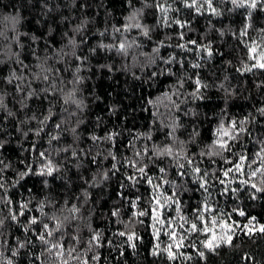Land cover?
<instances>
[{
  "label": "trees",
  "instance_id": "trees-1",
  "mask_svg": "<svg viewBox=\"0 0 264 264\" xmlns=\"http://www.w3.org/2000/svg\"><path fill=\"white\" fill-rule=\"evenodd\" d=\"M145 3L153 4L154 0H132L137 9ZM213 4L221 12L220 16H213L205 10L197 15L177 0L173 7L180 11H172L169 16L187 21L189 27L180 29L175 24L156 27L150 32L151 39L132 29L124 36L129 42L135 38L140 46L134 45L126 55H119L115 50L102 49L98 45L119 43L123 39L112 29L126 23L125 18L133 10L128 0H0V33L3 34L0 35V61H3L0 63V94H5V104L15 113L13 117H6L0 111V141L4 142L0 159L8 165L2 174L5 189H0V219L4 220L0 226V264H8L9 261L12 264H60L54 254L42 253V246L34 237V246L27 245L17 251V240L24 242L26 235L31 236V233L24 232V227L29 216H39L36 209L42 200H50L57 208L67 200L69 206L76 204L80 208L78 219L65 228L70 235L79 237V243L68 242L65 237L66 247L74 246L76 252L73 255L79 257L78 260H70L69 264H82L83 261L87 264H264V233L259 232L249 236L238 231L232 246L222 245L214 252L200 247V241L205 239L203 235H192L185 242L189 246L180 249L185 256H191V260L182 257L168 260L162 251L153 255L154 244L159 243L162 250L170 241L165 235L157 241L149 227V218L133 215L149 208L150 188L143 181L135 187L131 185L126 177L133 175L134 170L127 166L126 158H134L135 152L145 146L151 149L161 142L171 143V139L165 140V135L173 127L177 142L174 150L178 151L180 142H183L187 155L210 173L221 167H230L218 157L212 158L216 160L212 164L207 156L199 155L201 151H208L207 146L211 145L215 129L221 121L227 123L232 119L247 118L248 122L244 125L247 132L241 136L233 152L254 158L255 152L264 147V115L258 111L264 108V73L241 75L236 71L244 58V49L237 35L248 24L247 39H259L264 29V9L258 7L249 18L247 9H234L230 0H213ZM157 17L154 7H143L142 23L151 28L156 25ZM181 31L184 32L183 40L178 36ZM100 32H105V35L100 36ZM32 36L39 39L33 42ZM69 38L76 41V47L69 44ZM190 40L200 45L211 43L213 56L209 59L203 52L197 55L191 44L188 47L192 51L177 47ZM159 41L170 45L160 47L159 57L168 59L174 55L184 62L183 69L178 63L165 65L156 58L152 49L158 46ZM93 48L94 53L90 51ZM32 49H35L34 54ZM13 53H20L19 59L29 67L24 68L17 63ZM57 53L61 55L57 56ZM77 56L87 57V60L81 63ZM153 58L155 63L151 62ZM192 63H200L201 67L193 69ZM38 64L53 69L48 83L55 76L56 84L63 88V92L49 97L55 103L53 110L60 113L61 108L66 107L68 112H75L76 115L68 119L71 126H76L77 120L83 121L77 129L81 139L73 147L84 149L85 154L76 160L65 159L66 153L53 152V161L60 166L58 173L53 176L30 174L20 179L19 173L26 170V164L31 165L33 172L39 170L42 163L38 159L39 151H51L46 138H36L31 132L26 137L22 134L29 128L37 127L35 120L20 123L33 113L40 117L48 107L43 95L28 101V108L22 109L19 103L23 93L17 91L16 84H21L25 91H38L46 86L33 79L32 74L40 72ZM78 66L81 71L75 73ZM162 69H171L174 75H161ZM12 71L24 79L7 84L6 78ZM197 73L209 85L202 89V99L188 96L195 87L188 77L195 79ZM74 74L83 78L82 83L75 86L78 89L75 98L84 105L82 111L72 103H63V96L73 88L70 81ZM181 81L183 87L179 86ZM177 92L180 94L176 95ZM175 104H179V109ZM67 115L63 113L64 117ZM113 132L119 134L115 138V147L109 141L94 143L90 139L92 134L104 137ZM149 135L151 140L146 138ZM34 141H38L35 146ZM71 142V137L65 134L59 144L53 142V147H63ZM109 151L116 156L115 160L108 156ZM224 155L235 162L236 158L230 153ZM92 157H95L94 163ZM114 163L118 170L112 169ZM169 163L170 160L165 159L160 166L168 168ZM77 164L81 166L76 167ZM257 166L252 165L253 168ZM148 171L150 175H159L155 167H150ZM176 171L175 167L168 168L166 179L181 186L176 198L182 202L181 214L191 219L193 210L207 194L197 190L192 176L180 177ZM105 172L108 175L106 180L103 178ZM244 178L247 177H236L237 180ZM261 179L258 175L255 182L259 184ZM238 186L237 183L231 185L233 188ZM223 187L214 183L209 189L212 194L209 204L214 209L231 214L232 220L241 226L253 216L259 224H264V193H258L256 199H251L250 193L254 190L243 188L237 194L229 192L221 195ZM161 191L173 195L175 189L164 184ZM137 197L138 207L134 209L131 201ZM9 199L12 201L10 205L4 202ZM28 201L32 211L18 217V221H12L11 214L19 210L20 203ZM234 208L245 211L246 216L233 213ZM116 209H119V216L112 215ZM45 211H50V208H45ZM166 214L176 218L174 206ZM141 220L144 222L140 223ZM94 231L102 234L99 247H89L88 244ZM121 231L135 232L140 237L134 249L126 242V236L114 235ZM177 231L181 230L177 228ZM193 242L195 247L191 246ZM199 250L205 251V258L197 255Z\"/></svg>",
  "mask_w": 264,
  "mask_h": 264
},
{
  "label": "snow or ice",
  "instance_id": "snow-or-ice-1",
  "mask_svg": "<svg viewBox=\"0 0 264 264\" xmlns=\"http://www.w3.org/2000/svg\"><path fill=\"white\" fill-rule=\"evenodd\" d=\"M177 0H172L169 3V0H154L153 4L145 3L143 7H154L158 13L156 25L149 27L148 25L142 23L143 17V7L134 8L132 5V0H128V5L133 10L125 18L126 23L121 27L113 26V33H119L123 39L119 43L105 45L103 43L99 44L98 47L107 50H115L119 55H126L128 50L134 45L139 47L136 43V39L133 38L131 42L128 41V38L124 36V33L131 31L132 29L138 30L139 34L143 37L151 39L150 32L153 31L156 27H171L173 24L177 25L180 29H185L189 27L187 21H182L178 18H170L169 13L172 11L179 12V8H174L173 5ZM223 2V0H221ZM184 8L194 10V13L197 15L202 14V10L209 12L213 16H220L221 12L214 6L213 0H179ZM230 3L233 5L234 9L245 8L248 10V17H251L252 11L256 10L258 7L264 9V0H230ZM87 23V21H85ZM250 25L245 24L241 31L237 35V39L243 46L244 49V58L241 60V66L236 69L241 75L245 73H264V29L261 30V35L259 39L249 40L248 38V28ZM77 31H80L77 28ZM0 35H3L0 33ZM67 36V33H64ZM100 36H104L105 32H100ZM223 35V32H221ZM179 39H184V32L181 31L178 33ZM33 42H36L39 38L36 36L31 37ZM83 42V41H82ZM69 44L73 47H76V41L69 38ZM188 44L194 46L197 51V55L203 52L207 58L213 56V50L211 43L206 45L197 44L195 40H190L187 43L178 44L177 47L185 50L192 51V48L188 47ZM48 47V45H45ZM23 47V45H21ZM160 47H170L166 45L164 41H159L158 46L152 49V52L156 54V58H159L163 61L165 65H171L174 63L180 64L183 69L184 62L182 60H177L173 55L168 59L159 57ZM32 53H35V49L31 50ZM91 52H95V49H90ZM17 57V63L21 64L24 68L29 66L24 64L23 60H20V53H13ZM57 56H60L61 53H57ZM75 55V53H73ZM48 59V58H46ZM77 60L83 63L87 60V57H76ZM152 63H155V58L151 60ZM3 63V61H0ZM230 63V62H229ZM40 68L39 73H33V79L40 80L45 83L46 86L39 89L38 91L33 89L30 91H25V88L21 84H16V89L18 92L23 93L19 99L21 108H28V101L36 98L39 99L41 95L45 101H47L48 107L45 108L40 117H37L35 113L31 117H26L25 120L20 121V123H27L29 120H35L37 122V127L35 129L29 128L28 131L22 132L26 137L29 132L36 138H46L47 143L51 148V151L48 149L38 152V159L42 162L41 167L37 172H33L31 165H25L26 170L19 173L20 179L33 174L40 176H53L54 173L60 171V166L54 163L52 158V153L55 152L59 154L60 152L68 154L65 159L69 157L72 159L79 160L81 154H85L84 149H77L73 147V144L77 143L81 139L80 133L77 131L79 124L83 121L77 120L76 126H71L68 123V119L74 115L75 112H68L66 107L61 108V112L57 113L53 109L55 108V103L52 99H49L50 96H53L56 92H63V88L59 87L56 84V77H51L50 75L53 72L51 68H45L43 64H38ZM191 67L193 69H199L201 67L200 63H192ZM110 70V66H109ZM81 68L78 66L75 70V73H79ZM161 75H174L171 72V69H162L160 72ZM155 75V73H154ZM186 75V74H185ZM23 76H17L15 71H12L10 75L6 78L7 84H12L14 80H23ZM192 80V83L195 85L194 90L188 93V96L192 99H202V89L209 87L207 83H204L200 78L199 74H196V78L188 77ZM83 78L75 75L73 80L70 83L73 84V88L63 96V103L65 105L72 103L80 111L83 110V102L77 100L76 92L78 89L76 85L82 83ZM264 83V82H262ZM61 84L63 80L61 78ZM30 82L28 87L30 88ZM180 87H183V82H180ZM260 87V85H257ZM179 95L180 93H175ZM171 99V97H168ZM175 107L179 109V104H175ZM0 111H3L6 114V117H13L15 113L7 107L5 104V94H0ZM258 111L264 115V108L258 109ZM63 113H67V117L63 116ZM247 118L244 120H235L232 119L227 123L221 121L214 132V138L211 145L207 146L208 151H201L200 156H207L212 164L216 163V160L212 159L213 157H218L223 164H228L230 167L219 168L216 171L209 172L207 168H201L199 163L194 160L193 157H189L184 151L183 142H180L179 150L176 151V138L174 136L175 127L172 128V131L166 133L165 140L171 139V143L165 144L161 142L160 145H153L151 149L145 146L142 150H137L134 154V158H126L127 166L131 167L133 175L127 176L131 185L135 187L137 184L143 181L150 188L149 193V208L147 210H139L133 215L138 217H148L150 220V229L153 237L159 241L161 235L167 236L170 243L164 249H160L159 243L154 244L153 255L160 254L161 251L167 255L168 260H177L178 258H183L184 260H191V256H185L180 249L187 247L185 242L192 235L197 237L203 235L204 240L200 241V247L208 252H214L216 249L220 248L222 245L232 246L233 238L239 232H244L246 235L251 236L254 232L264 233V224H259L256 220V217H250L248 222L241 226L236 221L232 220V216L229 213H222L219 209H214L209 204V198L211 197V192L209 189L214 186V183L223 185L221 195H226L229 192L237 194L243 190V188H249L254 191L250 193L251 199H256L258 193H264V147H261L259 151L255 152L254 158H249L244 153H235L233 148L240 141L242 135L247 132V129L244 125L247 123ZM20 129H18L19 131ZM65 134L71 137V143L65 144L63 147H53V142H59L64 138ZM119 135L118 133H108L104 137H98L95 134L90 136V139L95 143L98 140H105L113 143L115 147V138ZM147 139L151 140V136H147ZM38 141H34V146ZM4 147V142L0 141V149ZM35 150V147L34 149ZM151 152V154H149ZM224 153H230L234 156L235 162L229 159L224 155ZM113 160L116 159V156L112 151L108 152ZM145 158L147 162H145ZM107 159V157H105ZM169 159L170 163L168 168L175 167L177 169L176 175L180 177L192 176L193 182L198 186L197 190L206 193L203 201L198 204L192 212L191 219L188 216L182 215L181 201L176 198L179 195L181 186L174 185L172 181L166 179L168 175V168L160 166V164L165 160ZM93 163L95 162V157H92ZM185 164H187V170H185ZM253 164H258L257 167L253 168ZM80 164H77L76 167H80ZM8 167L4 164V161L0 159V189H5V182L3 180V172ZM150 167H155L159 175L153 176L149 174L148 169ZM248 169L246 172L245 169ZM112 169L118 170L116 164L112 165ZM247 177L244 179L237 180L236 177ZM262 177L259 184L255 182L257 176ZM103 178L108 179L107 172L103 174ZM159 181V182H157ZM19 181H17L18 183ZM47 185V181L44 182ZM233 183H237L239 186L243 187H231ZM164 184L172 186L175 191L173 195H167L161 191ZM123 187V185H122ZM87 197V192L84 193ZM121 196L123 194L121 193ZM126 198V197H125ZM139 197L136 200L131 201L132 208L138 207ZM7 204H11V199L4 201ZM28 202H23L19 204V210L11 214L12 221H18V217L25 216L27 212H31L32 209L29 208ZM176 213V218H172L166 213L170 209H173ZM45 208H50V211H45ZM39 212V216H29L27 219V225L24 227V232L31 233V236L26 235L25 241L20 242L17 240L19 249L25 248L27 245H33V237L39 244L42 246V253L47 252L49 254H54L57 260L60 261V264H69L70 260H78V256H74L73 253L76 252L74 246L66 247L65 237H67L68 242L79 243V237L70 235L65 231L66 226L70 225L73 221L78 219V214L80 208L76 204L68 205L67 200L64 204L57 208L50 200H42L39 202V206L36 209ZM233 213L238 214L240 217H245V211L234 208ZM66 213V214H65ZM113 216H119V209H116L112 212ZM179 221V223H178ZM143 223L144 221H139ZM4 224V220L0 219V226ZM187 225V227H185ZM179 228L181 231H177ZM114 235H119L122 237L126 236V242L133 249L136 247V241L140 237L135 232H119L114 233ZM101 236L100 232H93L90 240L88 241L89 247L101 246ZM34 246V245H33ZM192 247H195V243L191 244ZM13 255H16V252H13ZM197 255L200 258H205V251L199 250ZM39 259V257H37ZM98 259V257H94ZM8 264H12L11 261ZM82 264H87V261H83Z\"/></svg>",
  "mask_w": 264,
  "mask_h": 264
}]
</instances>
